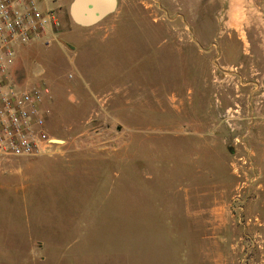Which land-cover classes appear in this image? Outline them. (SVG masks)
Here are the masks:
<instances>
[{"label": "rangeland", "instance_id": "1", "mask_svg": "<svg viewBox=\"0 0 264 264\" xmlns=\"http://www.w3.org/2000/svg\"><path fill=\"white\" fill-rule=\"evenodd\" d=\"M38 1L53 38L23 47L11 77L49 90L52 143L0 154V264H264L253 10L117 0L80 25L73 0Z\"/></svg>", "mask_w": 264, "mask_h": 264}, {"label": "built area", "instance_id": "2", "mask_svg": "<svg viewBox=\"0 0 264 264\" xmlns=\"http://www.w3.org/2000/svg\"><path fill=\"white\" fill-rule=\"evenodd\" d=\"M56 16L38 0H0V154L31 157L50 148L44 85L21 86L11 69L23 47L54 35ZM50 37V38H49Z\"/></svg>", "mask_w": 264, "mask_h": 264}, {"label": "water", "instance_id": "3", "mask_svg": "<svg viewBox=\"0 0 264 264\" xmlns=\"http://www.w3.org/2000/svg\"><path fill=\"white\" fill-rule=\"evenodd\" d=\"M117 0H73L70 14L80 25H91L98 22L116 7Z\"/></svg>", "mask_w": 264, "mask_h": 264}, {"label": "crops", "instance_id": "4", "mask_svg": "<svg viewBox=\"0 0 264 264\" xmlns=\"http://www.w3.org/2000/svg\"><path fill=\"white\" fill-rule=\"evenodd\" d=\"M239 1H240L241 6L248 7V9L250 11L253 10L252 20H255V21H259V22L264 23V14L261 11V10L264 11V0H239ZM40 3H41V5H47L48 6L49 1L48 0H41ZM226 6H228V7L230 6L228 9H226V12L229 13L233 7L231 8V5L230 4L229 5H226ZM69 10H70V8H69ZM262 26H263V28H262L261 31L264 30V24ZM263 33H260V35L262 36V37L260 36V38L261 39L263 38V40H264V34ZM260 43L261 42L259 41L258 44H260ZM261 51H264V50H261ZM202 257H208V256L207 255H204Z\"/></svg>", "mask_w": 264, "mask_h": 264}]
</instances>
